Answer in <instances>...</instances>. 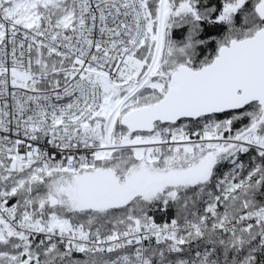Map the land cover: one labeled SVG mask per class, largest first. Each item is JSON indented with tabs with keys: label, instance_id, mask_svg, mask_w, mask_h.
<instances>
[{
	"label": "snow or ice",
	"instance_id": "1",
	"mask_svg": "<svg viewBox=\"0 0 264 264\" xmlns=\"http://www.w3.org/2000/svg\"><path fill=\"white\" fill-rule=\"evenodd\" d=\"M0 264H264V0H0Z\"/></svg>",
	"mask_w": 264,
	"mask_h": 264
}]
</instances>
